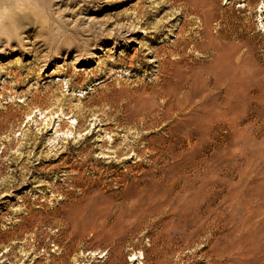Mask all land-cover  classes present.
<instances>
[{
	"label": "rangeland",
	"instance_id": "rangeland-1",
	"mask_svg": "<svg viewBox=\"0 0 264 264\" xmlns=\"http://www.w3.org/2000/svg\"><path fill=\"white\" fill-rule=\"evenodd\" d=\"M27 3L0 23V264H264V0Z\"/></svg>",
	"mask_w": 264,
	"mask_h": 264
},
{
	"label": "bare ground",
	"instance_id": "bare-ground-1",
	"mask_svg": "<svg viewBox=\"0 0 264 264\" xmlns=\"http://www.w3.org/2000/svg\"><path fill=\"white\" fill-rule=\"evenodd\" d=\"M100 33H98V35H99ZM59 38V37H58ZM62 41V40H61ZM59 42V41H58ZM90 44H91V42H90V40H87L84 44H79V45H77L76 47H75V45H67L68 46V50H81V45H82V47L84 48V50H89V47H90ZM48 45V44H47ZM73 48V49H72ZM60 50V49H59ZM86 55V54H85ZM219 64V63H218ZM163 67V66H162ZM160 69V68H159ZM192 72H193V70H192ZM197 72V71H196ZM163 73V72H162ZM194 73V72H193ZM197 74V73H196ZM196 74L194 73V75L196 76ZM164 76V75H163ZM169 76V75H168ZM185 77H187V76H185ZM185 77H180V79H182V81L184 80V78ZM195 79H197V78H195ZM194 79V80H195ZM200 79H202V78H200ZM198 80V79H197ZM196 81V80H195ZM200 81V80H199ZM194 83V82H193ZM180 85H181V83H180ZM193 85V84H192ZM228 86V85H227ZM173 94H175V92H177V89L175 88L173 91ZM188 92V91H187ZM184 93V92H183ZM162 95V94H161ZM185 95V94H184ZM163 96L164 97H166V94L164 95L163 94ZM174 96V95H173ZM177 96V95H176ZM180 98V97H179ZM183 100V99H182ZM167 102V101H166ZM184 104H185V102H184ZM164 107H165V105H164ZM162 109V108H161ZM177 109V108H176ZM183 109L184 108H178L177 110V114H181L182 112H183ZM191 109V108H190ZM192 110V109H191ZM190 112V111H189ZM145 114V113H144ZM192 115V114H191ZM143 117V120L145 119L144 117H146L145 115H142ZM188 118H189V116H188ZM191 118V117H190ZM195 120V119H194ZM5 122V114H3V115H1L0 114V125L2 126L3 125V123ZM75 119L71 122V124L72 125H75ZM145 123V122H144ZM184 123V122H183ZM192 123V122H191ZM195 123V122H194ZM193 126V125H192ZM175 127V126H174ZM178 127V126H177ZM194 127V126H193ZM196 127V126H195ZM171 128V127H170ZM173 128V127H172ZM175 129V128H174ZM63 130V127H62V125H61V127H60V129H58V130H56V131H62ZM69 131V130H68ZM67 131V132H68ZM170 131V130H169ZM176 131V130H175ZM191 135L193 136L194 135V133H195V131L194 130H192L191 132ZM172 134H174L173 133V131H172ZM179 134V133H178ZM187 135V134H186ZM186 135H184L185 136V138H186ZM145 136V135H144ZM171 136V135H170ZM195 136V135H194ZM142 137V136H141ZM162 137V136H161ZM145 138V137H144ZM143 138V139H144ZM151 138V137H150ZM164 138H165V136H164ZM173 138V137H172ZM174 138H176V137H174ZM141 139V138H140ZM156 139V138H155ZM154 139V140H155ZM159 139V138H158ZM163 139V138H162ZM165 139H167V138H165ZM191 139V138H190ZM198 139V138H197ZM179 140V139H178ZM167 141V140H166ZM165 141V142H166ZM180 141V140H179ZM122 142H125V141H122ZM156 142V141H155ZM159 142V141H158ZM164 142V141H163ZM173 142V141H172ZM149 143V142H148ZM152 143H153V141H152ZM160 143H162V142H160ZM167 143V142H166ZM165 143V144H166ZM178 143V142H177ZM122 144V143H121ZM120 144V145H121ZM127 144V143H126ZM144 144V143H143ZM150 144H151V142H150ZM154 144V143H153ZM173 144V143H172ZM179 144V143H178ZM113 145V144H112ZM119 145V144H118ZM133 145V144H132ZM157 145V144H156ZM194 145V144H193ZM155 146V145H154ZM153 146V147H154ZM165 146V145H164ZM124 147V146H123ZM128 147V146H127ZM130 147V146H129ZM136 147V146H135ZM138 147V146H137ZM162 147V146H161ZM167 147V146H166ZM114 148V147H113ZM116 148V147H115ZM150 148V147H149ZM149 148H148V150H149ZM168 148V147H167ZM174 149H176V146L175 147H173ZM128 149V148H127ZM126 149V150H127ZM140 149V148H139ZM151 150H153V152H154V150H156L155 148H150ZM165 149V148H164ZM170 149V148H169ZM108 150H110V149H108ZM125 149H123V148H121V147H118L114 152H113V154H111V152H110V154L107 156V157H111L112 158V160L110 161V163L111 164H114L116 161H119V162H121V163H126V161H127V159L128 158H130V155L131 154H139L138 153V151L135 149V148H132V149H130L129 148V150H127V151H124ZM147 150V149H146ZM148 150H147V152H148ZM150 151V150H149ZM161 151V150H160ZM109 152V151H108ZM141 152V151H140ZM146 152V153H147ZM163 152V151H162ZM178 152H179V150H178ZM182 152V151H181ZM142 153V152H141ZM171 153V152H170ZM81 154H82V157H83V160H82V163H80V165H79V167L78 168H76V169H72V172H74V173H81V166H83L84 165V163L87 161V160H89V159H92L93 158V156H92V147L90 146V145H86V146H84L83 147V149H82V151H81ZM178 154V153H177ZM174 155H176V154H174ZM141 156V155H140ZM114 158H117V160H114ZM90 161V160H89ZM109 163V162H108ZM41 169V168H40ZM38 167H35V170H40ZM31 170V169H30ZM35 170H34V172H35ZM100 173V172H99ZM83 175L81 174L80 175V177L79 178H81ZM86 179V178H85ZM74 181V180H73ZM100 182V181H99ZM98 179L96 180V179H94L93 180V185H97L98 183ZM78 183V182H77ZM84 184V183H83ZM81 186V185H80ZM92 186V185H91ZM90 188L91 187H89V186H82L81 187V189H82V191H83V194H84V196H89V193H91L90 192ZM101 188V187H100ZM139 190L141 191L140 193H142V191L144 190V187H140L139 188ZM137 194H139V193H137ZM144 195V194H143ZM75 195H73V197H74ZM71 198V197H70ZM69 201H70V199H69ZM138 201V200H137ZM68 206H71V205H68ZM124 206V205H123ZM89 207V206H88ZM115 208H121L122 207V205H120V204H118V203H116L115 204V206H114ZM97 210H99V209H97ZM79 211H82V206L81 205H79L77 208H76V212L74 211V213H73V215H70V216H68L67 218H69V220H71V222L72 223H75V220H76V218H77V214H78V212ZM113 212V211H112ZM31 215V213H29L28 215H22V218H24V217H26V216H30ZM85 231H88V230H93V228H92V223H89V222H87L86 223V225H85V229H84ZM100 230V229H99Z\"/></svg>",
	"mask_w": 264,
	"mask_h": 264
},
{
	"label": "clouds",
	"instance_id": "clouds-1",
	"mask_svg": "<svg viewBox=\"0 0 264 264\" xmlns=\"http://www.w3.org/2000/svg\"><path fill=\"white\" fill-rule=\"evenodd\" d=\"M30 8L31 5L27 3V0H0V23L15 20ZM3 32L7 34V27L3 29Z\"/></svg>",
	"mask_w": 264,
	"mask_h": 264
}]
</instances>
